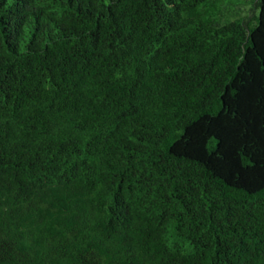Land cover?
Instances as JSON below:
<instances>
[{"label": "trees", "instance_id": "obj_1", "mask_svg": "<svg viewBox=\"0 0 264 264\" xmlns=\"http://www.w3.org/2000/svg\"><path fill=\"white\" fill-rule=\"evenodd\" d=\"M0 264H264V0H0Z\"/></svg>", "mask_w": 264, "mask_h": 264}]
</instances>
